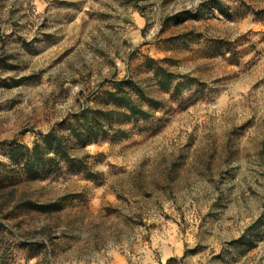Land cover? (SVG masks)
<instances>
[{"label":"rangeland","instance_id":"obj_1","mask_svg":"<svg viewBox=\"0 0 264 264\" xmlns=\"http://www.w3.org/2000/svg\"><path fill=\"white\" fill-rule=\"evenodd\" d=\"M120 80L162 105L32 177L25 150ZM171 259L264 264V0H0V264Z\"/></svg>","mask_w":264,"mask_h":264},{"label":"trees","instance_id":"obj_2","mask_svg":"<svg viewBox=\"0 0 264 264\" xmlns=\"http://www.w3.org/2000/svg\"><path fill=\"white\" fill-rule=\"evenodd\" d=\"M181 16V15H180ZM151 72L155 77L169 79L164 76V68L159 61L149 58ZM182 83L174 86L178 90ZM109 109L86 108L81 113L75 114L70 119L53 128L42 140L37 141L32 148H27L22 154L25 167L34 178H44L50 174L62 170L66 164L69 172L78 173L85 169L83 161L76 158L71 152L72 143H77L81 148L92 143L99 142L101 138L113 141L122 140L127 137L124 130H118L112 134L117 119L124 122H139L151 117V112L145 109V104L150 107H160L161 102L150 99L145 90L134 80H120L115 83L113 90L106 92ZM92 175V174H90ZM50 206H43L46 210ZM175 259L169 260L171 264Z\"/></svg>","mask_w":264,"mask_h":264}]
</instances>
